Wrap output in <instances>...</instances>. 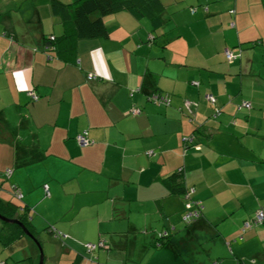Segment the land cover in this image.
I'll return each mask as SVG.
<instances>
[{
    "label": "crops",
    "instance_id": "0c3cea01",
    "mask_svg": "<svg viewBox=\"0 0 264 264\" xmlns=\"http://www.w3.org/2000/svg\"><path fill=\"white\" fill-rule=\"evenodd\" d=\"M161 2V15L170 14L157 28L125 9L106 14L109 35L79 39L64 62L42 49L43 34L62 30L47 0H0V199L11 197L5 167L36 210L65 190L54 217L29 211L34 228L108 238L112 264H136L144 243L162 235L166 244L149 255L155 264H264V225L241 230L264 209V0ZM151 90L169 93L170 103L150 102ZM241 98L251 107L237 109ZM83 129L94 142L77 143ZM179 167L189 199L203 205L191 223L187 199L164 180ZM142 229L152 236H137ZM76 241L59 246L79 263Z\"/></svg>",
    "mask_w": 264,
    "mask_h": 264
},
{
    "label": "trees",
    "instance_id": "16d2710c",
    "mask_svg": "<svg viewBox=\"0 0 264 264\" xmlns=\"http://www.w3.org/2000/svg\"><path fill=\"white\" fill-rule=\"evenodd\" d=\"M47 3L49 12L55 17V22L62 27V30L58 33L47 32L43 34L42 49L47 59H50L51 57H56L57 59H61L64 62H68V59L65 56L70 57L71 54L74 55V49L76 50L79 39L106 37L109 35L103 21L104 15L125 9L129 12L130 15H132L136 19H140L143 17L147 18L151 23L152 29H155L162 23V18L160 14L164 8V5L161 0H47ZM190 9H195V7L192 6V8ZM225 57L226 59L230 60L234 56L228 58L225 54ZM86 75L88 78H94L98 74L93 71H88ZM139 89L140 87H137L136 89L132 88L130 91V95H132L135 90ZM25 92L28 95V99L30 101H34L37 99V93L33 88L27 89L25 90ZM167 95L169 98V104L171 97L169 96V93L165 91L151 90L147 94V99L150 102H153L158 105H167L163 102V99L166 98ZM242 101L244 100H241L237 103V109H241L243 107H251V104L249 107L241 105ZM209 102L212 105L215 104V102ZM131 108H136L138 111L134 112ZM216 108L219 109V112ZM128 111L132 114H139L141 112V108L132 105L129 107ZM213 112L214 113L212 114V116H217L221 112V108L213 107ZM203 127L204 126H202V123H199L197 127L193 128L192 133L184 135L185 138L182 136L183 142L186 143V145L190 144L196 137L195 131L202 129ZM79 134H83L89 142L86 144L81 143L78 139ZM74 138L80 145H87L94 142V139L88 135L86 129L77 132L74 135ZM10 173L11 168L5 167V169L2 171L4 179L9 178ZM164 180H166L165 182L170 192L176 194H183L184 198L187 199V202H193V199H189V192L192 190V187L187 186L185 184L184 174L182 172L181 167L170 173V175L164 178ZM8 191L10 195H12L11 197L13 199L11 197H9V200L0 199V214L9 218H17L31 235L27 236L31 237L38 244H40L41 241L38 240L40 239L39 233L30 221V206L22 201V192L20 191L19 186L15 182H10ZM44 194H48L47 189H44ZM258 209L262 210L264 213V209L262 207ZM258 209H255L251 217L243 220L241 230L244 231L247 228L255 225H264V218L262 220H257L255 218V213ZM183 214L184 212L182 213V215ZM246 220L249 221V224L244 227V222ZM0 222V243L2 244V246H9L12 242L18 240L21 236L26 235L17 223L6 222L1 219ZM45 228L47 229V232L57 235L58 238L65 235L63 232L52 228L50 225H47ZM165 236H155L154 240L149 241L148 244L144 245V250H148L151 247L157 248L163 246L164 244H166L167 241L163 239V237ZM96 241L97 242H93L96 243V246L94 248H91L92 250L96 249L97 246L105 247L106 249H109L111 247V243L108 238L99 237ZM100 241L103 242L102 245H99L98 242ZM237 264L242 263L238 262Z\"/></svg>",
    "mask_w": 264,
    "mask_h": 264
},
{
    "label": "rangeland",
    "instance_id": "374dc122",
    "mask_svg": "<svg viewBox=\"0 0 264 264\" xmlns=\"http://www.w3.org/2000/svg\"><path fill=\"white\" fill-rule=\"evenodd\" d=\"M254 1L261 3L262 0H254ZM170 5H176V3L173 2ZM169 14H170L169 10L165 11V13H162L163 18L167 17L168 19ZM240 100H244V99L241 98ZM238 102L235 103V107ZM213 113L214 112L212 110L211 114ZM3 181H7V184L9 187L8 180L4 179ZM40 188L42 190V185L40 186ZM63 191L65 190H59L55 192L53 196L51 197V200H47L46 202L41 203L37 207V210L34 209L33 206H31L29 210L30 213L36 212L38 214V212L39 213L42 212L44 214L46 213L50 217H54L56 214L55 212H57L59 209L62 208L63 205H65V199L69 200V196L67 194H64ZM159 222H161V219H159ZM37 228H38L37 230L39 232V238H40L38 240L41 241L40 248L42 251V264H96L98 262L99 263L108 262L109 264H112L113 262H115L113 261V259L116 258L114 257V255L116 254L113 255L111 253H116L117 250H115L114 248H110L111 249L110 254L108 252L109 251L108 249L100 248L98 246L96 249L92 250L87 247L88 242L82 241V239L78 237L80 235L81 236L85 235V228L82 229L79 233L76 232L77 236L73 234H67L66 236H62L59 238L57 237V235L47 232V229L45 227H41L40 224L37 225ZM142 231H144V229L139 231L137 233L138 234L137 236L144 237V238L145 237L149 238L152 236L151 232L143 233ZM61 240L62 242H64V244L69 245V246H71L72 241L78 240L76 241V243H74V245H77V248L80 250L79 253L83 256V261L79 263L76 262L75 254H74L75 251L73 250H70V252L66 251V249H70V248L67 247L65 250L62 249L61 246H59L61 245ZM91 242H97V241H91ZM146 244L147 243H144V245ZM10 246H11L10 248L12 251L9 250L8 246L2 247V245L0 244V254H1L0 264L3 263L4 258H7V261H11L13 262V264H37L38 257H39V249H38L37 243L31 237L27 235H23L18 240H15ZM153 249H155V247H151L148 250V252L144 255V257L138 262H136V264H145V263L155 264L154 258L149 256ZM8 252L9 254L10 252H12L14 257H12L11 255L6 256ZM15 258H18L17 261H14ZM128 264H133V263H128Z\"/></svg>",
    "mask_w": 264,
    "mask_h": 264
},
{
    "label": "built area",
    "instance_id": "2783aa9c",
    "mask_svg": "<svg viewBox=\"0 0 264 264\" xmlns=\"http://www.w3.org/2000/svg\"><path fill=\"white\" fill-rule=\"evenodd\" d=\"M225 54L227 55V57L228 58H231L233 55H232V53H231V51L229 50V49H226L225 51ZM207 96V98L209 99V101H211L212 103H214V101H215V97H214V95H212V94H207L206 95ZM163 102L165 103V104H168V102H169V98H168V95L166 96V98H164L163 99ZM241 105H244V106H246V107H249L250 106V102L249 101H246V100H244V101H242V103H241ZM240 106V105H239ZM132 109V108H131ZM217 109V111L219 112V109L218 108H216ZM132 111H134V112H136V111H138L136 108H133L132 109ZM185 138V137H184ZM78 139H79V141L81 142V143H83V144H86V143H88L89 141H88V139L86 138V137H84V135L83 134H79L78 135ZM150 152V151H149ZM44 188L46 189V186H44ZM20 195V194H19ZM201 204L198 202V201H193V202H191V201H188V202H186V205H185V211H184V214H183V219H184V221L185 222H191L198 214H199V208H201V206H200ZM255 218L257 219V220H262L263 218H264V213H263V211L262 210H260V209H258L257 211H256V213H255ZM249 224V221L248 220H246L245 222H244V227L245 226H247ZM165 233V232H164ZM99 243V245H102L103 244V242L102 241H100V242H98ZM96 246V243H93V242H88L87 243V247L89 248V249H91V248H94Z\"/></svg>",
    "mask_w": 264,
    "mask_h": 264
},
{
    "label": "water",
    "instance_id": "95a60500",
    "mask_svg": "<svg viewBox=\"0 0 264 264\" xmlns=\"http://www.w3.org/2000/svg\"><path fill=\"white\" fill-rule=\"evenodd\" d=\"M0 219L3 220V221H6V222H13V223H17L23 230V232L26 234V235H29V232L28 230L24 227V225L17 219V218H9V217H5L3 215L0 214ZM35 241V240H34ZM36 242V241H35ZM37 243V242H36ZM37 246H38V249H39V257H38V262L37 264H42V251H41V248H40V244L37 243Z\"/></svg>",
    "mask_w": 264,
    "mask_h": 264
},
{
    "label": "clouds",
    "instance_id": "9594fccd",
    "mask_svg": "<svg viewBox=\"0 0 264 264\" xmlns=\"http://www.w3.org/2000/svg\"><path fill=\"white\" fill-rule=\"evenodd\" d=\"M44 186H46V185H44ZM45 189V188H44ZM47 189V188H46ZM162 236H164V235H162ZM160 237V236H159Z\"/></svg>",
    "mask_w": 264,
    "mask_h": 264
}]
</instances>
